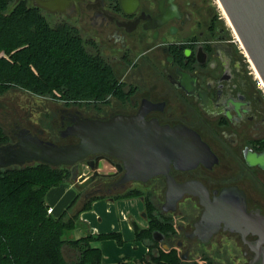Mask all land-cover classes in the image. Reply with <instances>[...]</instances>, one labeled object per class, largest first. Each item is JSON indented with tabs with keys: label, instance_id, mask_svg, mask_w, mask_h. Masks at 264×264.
Returning a JSON list of instances; mask_svg holds the SVG:
<instances>
[{
	"label": "flooded vegetation",
	"instance_id": "1",
	"mask_svg": "<svg viewBox=\"0 0 264 264\" xmlns=\"http://www.w3.org/2000/svg\"><path fill=\"white\" fill-rule=\"evenodd\" d=\"M26 5L37 7L48 25L64 23L75 31L86 55L111 74L106 85L111 90L84 105L45 96L53 108L41 111L42 127L0 101L6 136L0 147L26 134L54 143L43 136L54 130L75 142L65 132L68 126L115 115L192 132L202 146L183 136L186 162L171 157L167 169L174 183L187 184L185 191L168 187L162 172L127 177L122 160L90 154L78 162V170L84 162L91 171L86 176L77 171L78 202L139 198L144 223L128 220L145 228L148 194L174 227L151 232L157 246L176 249L193 264H264V86L217 0H52L46 7L26 0ZM5 160L0 154V163ZM101 162L112 169L99 171ZM130 184L140 187L127 188ZM132 188L143 194L117 198Z\"/></svg>",
	"mask_w": 264,
	"mask_h": 264
},
{
	"label": "trees",
	"instance_id": "2",
	"mask_svg": "<svg viewBox=\"0 0 264 264\" xmlns=\"http://www.w3.org/2000/svg\"><path fill=\"white\" fill-rule=\"evenodd\" d=\"M110 76L98 59L86 55L81 38L66 24L48 25L39 9L24 0H0V94L20 88L84 105L111 90L106 86ZM4 134L0 128V142ZM65 181H70L65 165L32 162L0 167V264H101V249L92 242L106 238L122 242L119 231L70 234L78 225L87 227L79 214L100 196L75 206L77 193L60 213L53 208L48 212L46 192ZM139 194L143 192L132 188L117 198ZM145 209L147 227L133 226L135 239L148 247L138 263L193 264L182 260L176 249L165 250L152 242L153 230L173 231V222L156 212L148 194Z\"/></svg>",
	"mask_w": 264,
	"mask_h": 264
},
{
	"label": "water",
	"instance_id": "3",
	"mask_svg": "<svg viewBox=\"0 0 264 264\" xmlns=\"http://www.w3.org/2000/svg\"><path fill=\"white\" fill-rule=\"evenodd\" d=\"M51 1L33 0V3L46 7ZM218 2L264 86V0ZM65 132L75 135L77 141L56 144L43 141L36 134H26L13 146L0 147V154L6 157L0 167L22 165L26 162H41L50 166L65 165L70 169V181L76 182L82 177L77 176L79 161L90 154H107L123 161L127 177L144 179L162 172L166 175L168 187L181 193L187 189V184L174 183L167 173L169 161L172 157L177 162H186L183 136L189 137L193 146H202L192 132L164 128L155 122H140L127 115H115L108 119H79L68 126ZM197 160L193 158L191 162ZM87 181L88 179H83L81 184L84 185Z\"/></svg>",
	"mask_w": 264,
	"mask_h": 264
},
{
	"label": "crops",
	"instance_id": "4",
	"mask_svg": "<svg viewBox=\"0 0 264 264\" xmlns=\"http://www.w3.org/2000/svg\"><path fill=\"white\" fill-rule=\"evenodd\" d=\"M102 163L106 164L105 162ZM107 166L109 167L108 171H110L111 166ZM58 186H63L60 189V193L54 196L50 195L49 199L45 197L46 201L49 202L48 204L51 208H53L55 213H60L69 203V201L77 194V187L71 181L62 182ZM113 205H115V208L117 210L116 213L118 219L125 223L124 226H118L122 241L129 238L132 240H136L135 230L128 220V214L132 213V216L139 224H143L144 221L139 216V211L143 208V203L139 198L135 197L119 200H111L109 198L103 197L95 199L92 202L90 209L84 210L79 214L80 219L87 223L88 228L86 227V229L84 226L79 225L80 227L76 229L75 233H73L72 236L79 237L81 235H84L87 230L91 233L117 231L118 228L115 222V217L113 215ZM97 207H99V209L103 207L106 213L100 214V211L97 209ZM102 214L104 215V217L106 216L105 219ZM95 217L99 222L106 221L105 223L108 224L103 228H101V226L98 227L93 221ZM127 221L129 225L127 224ZM109 223H111V225ZM99 247L101 249V264H137L135 260L141 258L142 255L148 250L147 246L143 249L142 246L137 242H135L133 245H128L126 243L121 244L113 238L101 239Z\"/></svg>",
	"mask_w": 264,
	"mask_h": 264
},
{
	"label": "rangeland",
	"instance_id": "5",
	"mask_svg": "<svg viewBox=\"0 0 264 264\" xmlns=\"http://www.w3.org/2000/svg\"><path fill=\"white\" fill-rule=\"evenodd\" d=\"M24 2L26 3V0H24ZM49 98L48 97H45V96H40V95H35V94H31L30 92L26 91V90H23V89H20V88H10L9 90H7L6 92H4L3 94H0V101L1 102H6V103H9V104H12L15 106L18 114L20 115V117L22 116V118L26 115L28 116L30 119L34 120V121H37V124L42 127V121L41 120H44L43 119V115L41 113V111H43L44 107H47V108H53V105L52 103L50 102V100H48ZM32 109H36V110H32ZM25 111H27L25 113ZM32 112V113H31ZM48 120H49V116H48V113L45 115ZM45 121V120H44ZM1 130L3 132H5V130L2 129V127L0 126ZM55 135V136H54ZM45 138L52 140L54 143L56 144H63V143H67L70 141V137L66 136V137H59L57 132H55V130L50 133L48 132H45V134L43 135ZM108 166L107 164H103L102 162L98 165L97 169L99 171H108ZM112 168L110 167V170ZM90 169L89 167L86 166V164L83 162L82 164H80L79 166V170H78V174H83L84 176L88 175L90 173ZM72 182V181H71ZM74 183V182H73ZM140 187V186H137L136 184H130L129 186H127V188H131V187ZM63 186L59 187L58 185L57 186H53L51 187L47 192H46V195L45 197L47 199H49L50 195L54 196L58 193H60V189L62 188ZM81 192V191H80ZM124 192V191H123ZM122 191L120 193H123ZM82 193V192H81ZM119 193V194H120ZM47 202V201H46ZM49 203V202H47ZM80 203V202H79ZM78 204V200H77V203L75 204V206ZM74 207V206H73ZM97 209L100 211V214L103 213L105 214V210L103 207H101V209H99V207H97ZM117 210L115 208V205H113V215L115 217V222H116V225H117V228L118 226L120 225V227L125 223H123V221L119 220L118 217H117ZM102 214V215H103ZM107 215V214H106ZM133 214L132 213H129L128 216H132ZM104 217V215H103ZM106 218V216L104 217V219ZM94 223L101 228L105 227L108 223H105L106 221H101L99 222L97 220V218L95 217L94 218ZM111 225V223H109ZM127 224L129 225L128 221H127ZM87 228H88V225L86 224ZM80 227L79 225L77 227H75L72 231H71V235L73 233H75L76 229ZM86 228V229H87ZM85 229V230H86ZM117 231H120L119 228L117 229ZM139 243L142 248L144 249V247H146V243L144 241H141V240H132V239H126L124 241L121 242L122 243H126V244H134L135 242ZM93 245H98L100 246V240H94L92 242ZM130 247V246H129ZM147 253V252H146ZM146 253H144L142 255V257H144L146 255ZM64 254L67 255V252L64 250ZM69 255H67V258ZM141 257V258H142ZM194 258L197 257V255L195 254L193 256ZM139 258V259H141ZM139 259H136L135 262L137 264L138 263V260ZM192 259V258H191Z\"/></svg>",
	"mask_w": 264,
	"mask_h": 264
},
{
	"label": "bare ground",
	"instance_id": "6",
	"mask_svg": "<svg viewBox=\"0 0 264 264\" xmlns=\"http://www.w3.org/2000/svg\"><path fill=\"white\" fill-rule=\"evenodd\" d=\"M217 3H218V5H219V7H220V9H221V11H222V14L224 15V17H225V19H226V21H227V23L230 25L229 18L226 16V14H225V12H224L222 6H221L220 3L218 2V0H217ZM233 32L235 33L234 30H233ZM235 36H236L237 39L239 40V37H238V35H237L236 33H235ZM239 41H240V40H239ZM250 62H251V61H250ZM251 64H252V63H251ZM252 67H253V70H254V73H255L256 77L260 80V82H261L262 85H263V82H262L261 78L259 77V74H258L257 70L255 69V67L253 66V64H252Z\"/></svg>",
	"mask_w": 264,
	"mask_h": 264
},
{
	"label": "built area",
	"instance_id": "7",
	"mask_svg": "<svg viewBox=\"0 0 264 264\" xmlns=\"http://www.w3.org/2000/svg\"><path fill=\"white\" fill-rule=\"evenodd\" d=\"M240 44H241V43H240ZM50 211H51V207L48 208V212H50Z\"/></svg>",
	"mask_w": 264,
	"mask_h": 264
}]
</instances>
